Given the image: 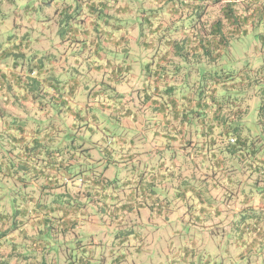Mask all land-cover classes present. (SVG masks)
Returning <instances> with one entry per match:
<instances>
[{
	"label": "trees",
	"instance_id": "1",
	"mask_svg": "<svg viewBox=\"0 0 264 264\" xmlns=\"http://www.w3.org/2000/svg\"><path fill=\"white\" fill-rule=\"evenodd\" d=\"M51 1L46 0V3L50 4ZM113 6L115 12H112ZM58 11L59 37L63 41L88 43L85 44L90 48L87 56L91 61L87 60V56L84 61L88 69L92 70L98 71L113 65L114 57L101 64L98 59L101 56L105 60L109 55L125 60L123 58L131 54L127 33L138 27L141 50L149 49L151 58L156 56L160 59L153 71L161 76L167 74L173 80L165 88L158 89L156 95V91L152 90L149 97L156 96V99L142 108L148 111L149 119H163V110L169 109L168 114L174 121L186 122L189 136L186 146H191V137H198L194 144L195 150H189L192 157L182 159L183 169L191 165L193 178L202 177L205 183H216L219 169L227 167L231 170V157L226 155L220 143L223 136L230 143L225 149L231 151L232 148L241 157H250L251 162L264 163L257 152L262 139L255 138L249 130L251 138L247 137L249 134L244 135L243 121L248 111L243 103V92L253 88L252 95L258 96L260 100L257 124L261 134L257 132L256 136H264V65L246 75L240 74L239 79L235 78L236 71L231 70L229 65L232 43L250 32H256L264 46V0H70L61 3ZM83 18H89V25L82 23ZM17 34L15 32L7 36L16 38ZM25 36L27 34L22 35L23 39ZM20 50L12 49V68L9 72L0 68V89L12 90L9 99L4 100L15 103L17 108L14 112H7L0 106V264H91L92 253L54 245V242H59L60 233L65 238L74 221L66 213L56 217L54 208L46 210L42 200L37 198L50 192L46 188L57 184V177L63 170L75 167L73 163L77 160L78 150L73 140L68 143L64 119L58 124H47L36 113L53 108L65 116L69 115L67 107L64 108V95L59 91V86L53 83L52 87L51 81L41 77L44 68L42 60L53 54L39 56L40 50H35L32 54H26V62L23 63L25 53ZM120 52L121 56L118 55ZM224 64L227 67L222 66ZM118 65L122 70H127V66L123 68L120 63ZM180 66L186 71L183 77L177 76ZM214 66L221 70L219 74ZM114 69L115 66L112 73ZM73 71L80 72L78 67L68 68L69 74H73ZM117 72L114 71L117 80L126 76L125 72ZM50 88L53 94H57L56 98L51 95ZM0 101L3 102V96ZM88 125L91 133L94 125L84 124ZM67 154L70 156L67 157ZM87 156L90 157L89 153ZM110 159L108 161L115 162L114 157ZM77 167L75 175L65 172L70 180L87 170L81 164ZM182 167H176L174 161L171 177L178 182L174 181L169 187L158 188L152 182L161 183L163 178L158 174L160 171L148 185H141L140 181L135 180L141 198L153 196V207L161 211L172 207V198H189L192 195L199 198L200 211L208 207L211 209V206H202L204 198L195 184L188 181L187 176L182 178ZM249 167L262 177L256 182L263 185L264 169L258 166L254 168L252 164ZM225 171L230 174L229 170ZM88 172L92 177L83 175L80 181L87 180L90 183L88 188L96 190L103 178L97 179L92 171ZM227 179L231 182V174ZM261 190L264 191V188ZM134 191L131 190V194L139 197ZM261 199L260 209L248 212V221L244 220L240 229L241 239L247 235L253 247H264V193L260 195ZM126 206L121 205L123 211ZM139 208L143 206L139 204ZM242 208L229 211L223 218L237 216L245 211ZM228 210H231L229 206ZM215 211L214 217L222 218L221 210ZM55 221H58L56 225L62 226L61 231L56 229L58 225H53ZM63 242L68 244L69 240L64 239ZM140 251L146 250L134 249L135 253ZM124 256L117 255L110 264L123 263ZM101 257L103 263L106 262L105 255Z\"/></svg>",
	"mask_w": 264,
	"mask_h": 264
},
{
	"label": "rangeland",
	"instance_id": "2",
	"mask_svg": "<svg viewBox=\"0 0 264 264\" xmlns=\"http://www.w3.org/2000/svg\"><path fill=\"white\" fill-rule=\"evenodd\" d=\"M60 6L61 4L58 7L55 4L49 5L46 0H0V22L13 27V31L5 32L2 35L6 37L10 33H15L17 28H24L25 34L31 40V45L25 54L34 52L39 47L37 44L39 41L42 42L44 49L52 50L53 48L57 56L66 53L67 58L72 60L73 50H76L78 46L76 44L70 45L69 41H63L59 37L56 12ZM112 12H115L114 6ZM52 16L51 21L48 20ZM89 21V18H83L82 23L89 25ZM127 34L131 44V54L123 59L134 61L133 74L137 75L140 73V61L142 58L145 59L140 55V43H137L139 39L138 27L135 26L133 31ZM18 37L19 33L16 39ZM45 43L47 47H45ZM261 43L256 32H250L246 37L232 43L229 65L231 70L236 71L235 78L239 79L240 74L246 75L262 64L264 65V46L262 47ZM76 52L77 50L74 55L79 54ZM118 55L121 56L122 53L120 52ZM24 62L26 61L24 60ZM80 65L88 72L85 61ZM222 66L227 67V64ZM214 67V70L219 74L221 71L219 67ZM92 71L99 78L98 71ZM84 80L82 84L84 83L83 85L86 87H83L82 90L85 91L90 88L89 91L91 92L95 80L92 76ZM133 82L135 79L122 80L113 83L112 88L116 87V91L120 93L127 91L132 94ZM252 91L253 88L243 92L245 94L243 103L248 109L243 119L246 131H244V135L249 134V130L255 138L262 139L257 147V152L259 157L264 160V136L263 134L256 136L257 132L260 133V127L257 124V109L260 100L258 96L252 95ZM231 93L233 94V92ZM142 107L144 106L142 105L141 109H143ZM36 113L37 116L45 119L47 124L50 122L58 124L63 119L64 122H67L65 114L57 112L53 108L50 111ZM92 113L100 121V125L96 126L91 122V115L89 116L90 124L94 125V131L98 133L92 135L90 130L86 128H82V133H85L86 138H91L92 142H96L95 145L92 142H86L85 145L83 142L82 144V139L79 138L82 134L78 131L79 125L75 124L72 127L67 122L65 133L69 135L68 143L73 140L72 143L78 150L76 153L77 160L73 163L75 167L72 169L68 167L63 170L57 177V184L54 183L50 189L46 188L50 192L45 193L41 198H39L40 196L37 197L42 200L46 210L49 207L54 208L53 214L56 217L66 213L71 221H74L69 232L65 234V238L63 233H60V240L54 242V245L58 248H72L76 251L85 250L87 254L92 253L91 264H110V261L119 254H125L124 262L115 264L264 263V247L250 246L249 237L244 235L242 240L240 235L242 222L248 221L247 213L252 209H260L259 205L262 201L260 195L264 193L262 190L260 192V189L264 188V184L261 185V182H256L262 177H259L257 171L250 168L249 164H252L254 168L258 166L264 169V163L261 161L251 162L250 157H241L232 148L231 151L225 149L230 143L229 139L223 136L220 143L226 155L231 157V170L227 167L226 169H219L216 183H205L202 177L193 178L191 165L186 169L181 168V173L186 175L188 181L195 184L196 188L201 191L204 198V205L202 206H211L212 210L208 207L209 209L200 211L199 198L191 195V199L187 195L189 198H172L170 200L172 207L169 210L158 211L153 207L155 200L152 201V198L154 197L145 196L141 198L138 182L134 183L135 180L148 178L143 176V173L138 177L142 172V170L139 172L136 169V167L139 168V163H136L132 155L120 159L121 154L119 156L118 152L112 151L116 150L117 142L116 139L110 142V138H113L114 134L106 128H109L108 125L115 129L120 128L119 122L122 121V116L117 113L110 116L108 111L103 115L96 110ZM142 114L146 118L149 116L146 110ZM251 134L247 137L251 138ZM99 144L100 146H98ZM105 146L110 152L103 149ZM128 148H130V144L126 146L125 150L127 151ZM88 151H90V157L87 156ZM111 156L115 158V162L108 161L111 160ZM79 164L87 170L83 171L85 173H80L81 175L78 173L72 177L74 180H70L69 175H75L78 172L77 166ZM133 166H135V171ZM223 170L230 171L231 182L227 179V176L230 175H228L229 172H223ZM88 171L97 175L95 177L97 179L103 178L96 190L88 188L90 183L87 180L80 181L83 179V175L92 177ZM65 172H68L69 175H66ZM65 175L68 177L65 178ZM174 181L172 179L173 183ZM157 187L160 186L157 185ZM131 190L137 191L140 198L131 194ZM149 193L151 192L149 191ZM35 194L38 196L37 190H35ZM143 199L144 201H141ZM122 204L128 205L125 211L121 208ZM139 204L143 206L142 209L139 208ZM228 206L231 210H228ZM235 208H242L245 211L243 210L235 217L231 215V218H223L224 214L228 215V212ZM216 209L221 210L222 218L214 217ZM57 222L55 221L53 225L57 226ZM61 228L62 226L58 225L56 229L61 231ZM64 239L69 240L68 244L63 242ZM137 248H143L146 251L135 253L134 249ZM101 255H105L106 262L103 263ZM60 263L63 264V262Z\"/></svg>",
	"mask_w": 264,
	"mask_h": 264
},
{
	"label": "crops",
	"instance_id": "3",
	"mask_svg": "<svg viewBox=\"0 0 264 264\" xmlns=\"http://www.w3.org/2000/svg\"><path fill=\"white\" fill-rule=\"evenodd\" d=\"M58 1V2H57ZM63 2H70V0H52L49 5L55 4L57 7L59 4ZM59 12V11H58ZM13 31V27L6 26L4 22H0V68L9 72L12 68L11 61V51L12 49H21L20 51H24L27 53L29 46L31 45V40H29L28 36H25L24 39L22 37L25 34L24 28H17L15 32L19 33V37L16 38H8V36L4 37L2 34L5 32ZM23 32V33H21ZM133 42V41H132ZM86 43V42H85ZM84 42H70V45L76 44L77 52L79 54L74 55L75 49L73 50L72 60L67 58L66 53L61 54L60 56L55 55L53 48L50 51H46L48 49H44L42 42L38 41L39 47L36 50H40L38 55L42 56L44 54L52 53L50 57H46L42 60L44 68L42 70L43 74L41 77L47 81L56 83L55 86H59V91H62L64 95L63 105L64 108L67 107L69 111V115L66 116L67 122L71 124L73 127L75 124L79 125V133H82V128L90 129L91 127L82 126L84 124L89 123V116H92V124L96 126L100 125V121L96 117L94 110L98 111L99 114L103 115L106 111L110 113L112 116L114 113H117L122 116V121L119 122L120 128H113L111 125H108L106 128L111 133L114 134L112 140L116 139V150H112L113 152H118L120 159L125 156H131L135 158L136 163H139V168L136 169L140 172L139 176H147L144 180L140 181V184L148 185V182H151L156 173L160 176L162 175V181L154 182V184L159 185L161 187H169L173 183L171 177V168L175 161L176 167H182V159H188V157H192V153L190 151H194L195 141H198L197 136H193L191 146H186L188 139L187 133V124L182 121H174L171 118V114H168L169 109L163 110L164 118L163 119H155V118H146L144 116V109H141L139 106H144L146 108L151 104L153 100L156 99V96H150L152 90H155V95L158 89H163L165 86L172 83V77L164 75L161 76L155 70L157 66V62L160 60L154 56L151 58L152 52L140 50V55L142 60L140 61V73L137 75L133 74L134 71V61H127L115 58V56H107L106 60L101 56L99 59V63H103L107 61V59H111L114 57V61H112V66H107L98 70L99 78L93 73L92 70L88 69V72L85 71V68L80 65L89 55L88 49L89 46H86ZM137 43H140L138 40ZM47 47V44H44ZM141 48V43L139 44ZM139 48V49H140ZM33 52H31L32 54ZM143 54V55H142ZM80 55V56H79ZM87 56V57H86ZM26 57V54L23 55V61ZM91 58V57H90ZM87 60L91 61L89 57ZM137 61V59H136ZM125 62V63H123ZM115 63V64H114ZM120 63L123 65V68L127 66V70H122L120 68ZM78 67L80 72H74L73 74H69L68 68ZM118 65V66H117ZM115 66L114 71L121 74L125 72L126 75L124 78L117 80L113 73L111 72L113 67ZM120 68V69H118ZM10 69V70H9ZM96 70V69H95ZM122 70V71H121ZM137 70V66H136ZM76 71V70H75ZM145 71L147 74H145ZM151 71V72H149ZM184 68L180 66L179 73L177 76L183 77L185 74ZM77 73V74H76ZM102 75V76H101ZM93 77L94 85L92 86L91 92L89 89L82 90L83 87H86L82 84L84 79ZM124 76V75H123ZM98 78V79H97ZM129 79H135V82L132 83V94L127 91H122V93L116 91V87L112 88L113 83L119 81H129ZM139 80V81H138ZM58 81V82H57ZM86 82V80H84ZM50 82V84H51ZM58 89V88H54ZM112 90V91H110ZM51 95L55 98L57 96L56 93L53 94V89L49 90ZM107 91V92H106ZM12 92V90H10ZM9 90L5 88L0 89V97L3 96V102L0 101V106L4 111L14 112L17 108L15 103H11L6 101L9 99ZM67 94H66V93ZM158 94V93H157ZM183 95V94H181ZM98 96V98H97ZM86 97V98H84ZM117 97V98H115ZM6 99V100H4ZM85 99V100H84ZM5 101V102H4ZM54 101V100H53ZM61 101V100H60ZM2 103V104H1ZM42 111H47L46 109ZM100 115V116H101ZM91 119V118H90ZM64 127L66 129V123ZM81 126V127H80ZM179 129V130H178ZM114 130V131H113ZM118 130V131H117ZM98 132L92 130L91 134L96 135ZM79 138L82 139V144L84 145L86 142H92L91 138H86L85 133H82ZM102 139V138H99ZM100 141V140H99ZM95 145L94 142H92ZM130 144V148L126 151V146ZM100 146V144L98 145ZM104 146V144H103ZM132 147V149H131ZM92 149V147H90ZM106 151L107 148H104ZM90 151H88L89 153ZM189 153V156H188ZM70 154H67V157ZM135 156V157H134ZM62 159V158H61ZM67 159V158H65ZM71 160L69 161V163ZM163 162V163H162ZM162 163V164H161ZM137 165V164H136ZM133 170L135 171V166H133ZM132 169V168H131ZM160 169V170H159ZM132 172V170H131ZM182 178H185L186 175L181 174ZM169 176L171 179H169ZM167 177V178H166ZM180 180V179H179ZM67 181V180H66ZM182 181V180H181ZM175 182H178L176 180ZM135 183V182H134ZM239 208H235V211H238Z\"/></svg>",
	"mask_w": 264,
	"mask_h": 264
},
{
	"label": "built area",
	"instance_id": "4",
	"mask_svg": "<svg viewBox=\"0 0 264 264\" xmlns=\"http://www.w3.org/2000/svg\"><path fill=\"white\" fill-rule=\"evenodd\" d=\"M231 141H233V140L231 139Z\"/></svg>",
	"mask_w": 264,
	"mask_h": 264
}]
</instances>
